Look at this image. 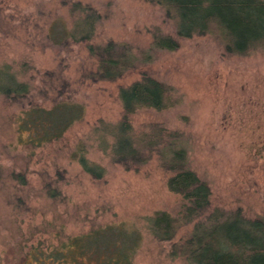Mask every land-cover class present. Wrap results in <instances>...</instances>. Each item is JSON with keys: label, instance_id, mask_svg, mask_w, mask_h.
<instances>
[{"label": "rangeland", "instance_id": "rangeland-1", "mask_svg": "<svg viewBox=\"0 0 264 264\" xmlns=\"http://www.w3.org/2000/svg\"><path fill=\"white\" fill-rule=\"evenodd\" d=\"M90 13V39L67 37ZM176 23L146 0H0V264L57 250L67 264L112 263L125 241L128 264H183L172 247L195 222L182 223L188 204L169 187L166 144L208 187L205 218L264 219V44L231 53L206 34L154 50ZM111 46L126 57L103 75L96 53ZM146 79L162 86L161 107L128 112L122 92ZM67 105L80 112L70 123L56 118ZM127 139L135 155L123 159ZM160 213L177 221L167 241L152 233ZM107 228L123 229L114 248L84 249Z\"/></svg>", "mask_w": 264, "mask_h": 264}, {"label": "trees", "instance_id": "trees-1", "mask_svg": "<svg viewBox=\"0 0 264 264\" xmlns=\"http://www.w3.org/2000/svg\"><path fill=\"white\" fill-rule=\"evenodd\" d=\"M160 5L167 15L172 14L177 20V27L173 36L160 35L154 38V50L172 51L179 47V40L190 39L194 36L213 34L231 53L247 54L256 48V44H264V1L260 0H146ZM96 22L92 13L87 14L83 20L75 24L73 32H67V37H79L88 40L94 34ZM117 49V48H116ZM116 49L99 48L97 57L102 60L104 74L113 73L112 70L123 63L126 57L118 54ZM93 49H90L92 51ZM130 56V55H129ZM113 75V74H112ZM4 93L8 92L6 87ZM12 93L14 92L11 90ZM19 90L15 88L14 98L18 97ZM164 90L154 80L146 79L143 84H135L130 90L122 92L125 107L129 110L137 104L142 107H161ZM29 113V112H28ZM28 113L26 115H28ZM79 111L71 105L66 109L58 110L56 118L66 116L65 121L79 118ZM68 125V124H67ZM62 127V126H60ZM64 127V126H63ZM58 128V125L54 127ZM61 131V130H57ZM56 131V132H57ZM124 149V151L121 150ZM165 148L171 152V159L167 170L172 174L169 187L173 192L180 194L187 201L183 222H195L193 232L185 238L180 245L172 247L171 256L179 258L183 264H264V219H247L240 210L230 213L212 212L205 218L210 208L208 187L191 173L185 162L184 150H175L172 145ZM119 157L127 159L135 155L131 142L127 139L121 143ZM88 172L91 170L87 169ZM25 183L24 178L21 180ZM163 214H157L152 233L160 240H170L178 226L177 221L169 220ZM164 223H161V219ZM123 229L107 228L95 232L85 238L84 249L100 240L108 242L106 246L115 247L114 237L120 241ZM106 236H109L105 240ZM132 242H123L120 248L115 247L119 259H111L106 264H128ZM109 249L104 248L103 251ZM111 254V253H110ZM112 255V254H111ZM33 264H67L62 251L33 254ZM72 264H80L73 262ZM101 264V263H100ZM105 264V261L102 262Z\"/></svg>", "mask_w": 264, "mask_h": 264}]
</instances>
